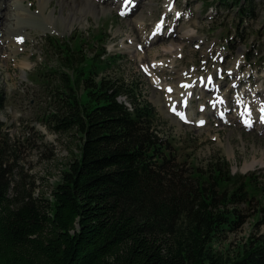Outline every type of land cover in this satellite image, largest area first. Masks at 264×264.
<instances>
[{"label": "trees", "instance_id": "16d2710c", "mask_svg": "<svg viewBox=\"0 0 264 264\" xmlns=\"http://www.w3.org/2000/svg\"><path fill=\"white\" fill-rule=\"evenodd\" d=\"M254 2L219 0L243 14ZM103 36L89 51L47 37L56 64L35 74L48 101L41 120L77 148L48 195L35 192L21 163L22 147L43 142L23 132L11 140L0 123V264H264L258 225L228 241L262 193L261 180L231 172L219 157L187 169L159 137L140 92L102 74L110 56Z\"/></svg>", "mask_w": 264, "mask_h": 264}, {"label": "rangeland", "instance_id": "374dc122", "mask_svg": "<svg viewBox=\"0 0 264 264\" xmlns=\"http://www.w3.org/2000/svg\"><path fill=\"white\" fill-rule=\"evenodd\" d=\"M165 2L166 0H143L136 4L137 8L130 15H124L125 17L117 14L116 7H111L96 16L88 14L83 24H75L68 29L62 23L57 0L48 1L43 12L48 14L52 10L56 16L55 20L47 17L49 29L44 24L47 31L30 30V37H24V50H20L13 60L3 59V53L0 52V103L4 105V108L0 109L1 127L8 132L11 140L19 139L23 132L31 134L35 144L43 142L44 146L41 148L31 144L22 147L21 154L24 159L21 163L24 170L33 175L35 185L38 186L35 192L39 189V192L43 190L44 194L48 195L51 183L58 178L61 167L70 158L71 150L76 151L77 148L71 136L54 133L41 120L42 109L45 110L48 101L43 89L35 83V74L41 67L48 69L50 65L56 64L53 63L54 58L50 60L53 51L47 42V36L68 38L70 44L79 42L82 49L89 51L88 43L95 42V35L102 30V46L106 54L110 55L107 61L102 63V66L107 63L108 67L102 74L122 79L132 85L137 93L140 92L138 98L148 102L155 113L153 122L159 137L179 161L185 162L187 169L201 167L211 158L219 157L229 162L231 172L250 173L254 178L261 180L262 193L256 194L249 216L239 229L228 235V241L243 240L257 231V225L258 230L264 233V209L260 210L261 206H264V159L262 162L260 160L264 150V135L253 127L246 130L239 120H236V124L233 123V120L229 119L230 115L227 123H220L208 109L206 114L202 113L208 118V123L202 127L195 126L193 120L190 123L180 122L167 110V104L164 103L167 93L163 87L175 82L180 88L179 82L186 80L193 83L197 74H204L212 65L217 64V61L210 58V52L224 46L226 59L223 65L234 69L233 75L229 71V77L220 81L222 87L231 81L224 88L229 90L230 85L235 83L239 76L242 78L241 86L235 85V90H245V99L261 98L264 95V0H255L251 11L243 5L244 14L232 3L227 6L215 4L212 0H175V11L168 13L164 18V21H168L165 31L162 34L158 32V35L155 33L154 39L150 37V29L155 21L162 17ZM207 2L211 3L206 5ZM24 3L28 6L31 4L33 10H38L39 0H24ZM176 9L182 13L180 20L176 19ZM63 13H66V9ZM137 16L143 17L139 25L134 23ZM170 24H173L172 31ZM187 28L192 29L195 35L182 37V31ZM171 42L175 45L180 43V49L174 47L164 51L163 46ZM137 43L143 45L141 51L136 49ZM195 44L197 48L194 47ZM148 47L150 49L145 55L144 50ZM155 50L157 53L153 54ZM115 53L117 54L111 55ZM22 59L28 63L23 67L18 63ZM158 60L163 61L165 66L155 71V79L149 66L155 65ZM41 63L44 64L40 65ZM140 63L147 67L150 75L140 69ZM255 69L258 70L257 73ZM248 72H251V77H247ZM177 76H181L179 81ZM152 80H156V83ZM249 86L254 88L253 93L247 92ZM197 88L195 99L185 106L191 113H195L193 119L200 114L196 111L197 103L210 96L207 91L199 95ZM255 89L259 92L255 93ZM240 94L237 97L242 98ZM120 100L129 103L126 96H120ZM245 164H249V168L244 169ZM258 209L260 214H256ZM227 244L226 241L216 244V247Z\"/></svg>", "mask_w": 264, "mask_h": 264}, {"label": "bare ground", "instance_id": "6f19581e", "mask_svg": "<svg viewBox=\"0 0 264 264\" xmlns=\"http://www.w3.org/2000/svg\"><path fill=\"white\" fill-rule=\"evenodd\" d=\"M48 1L50 0H39L38 10L36 9L33 10L31 7L32 5L31 4L29 6L25 5L24 0H10V1L0 0V52L3 53V55L1 56L3 59L7 61L13 60V58L17 56L20 50L21 51L24 50L23 43L25 42V38L30 37L29 35L30 30L38 29L40 31H47V29L45 28V25L49 29V27L47 26L49 21H46V20H48V18L55 20L56 16H55V12L52 10L51 12L49 11L48 14H45L43 12V9H45L46 5L48 4ZM57 3L59 5L62 23H64V25L68 29L75 24H79V23L83 24V22L87 19L86 16L88 14H94V16H96L99 13L106 12L111 7H114V8L116 7L117 9L121 10V0H57ZM65 9H66V13H63V10ZM142 18L138 17L136 20L134 19L135 20L134 23L136 25L141 24ZM158 32L159 31H157L156 29L155 33H157V35H158ZM193 35H195V33L192 29L187 28L182 31V37L188 38ZM20 36H22L21 37L22 42H20L21 41ZM180 45H181L180 43L179 45H175L174 42H171V43L164 45L163 50L166 51L174 47L175 48L178 47L180 49ZM149 49L150 48L148 47L147 49L144 50L145 55L148 54ZM155 53H157V50H155L153 54ZM18 63H20L22 67L28 64L25 59H22ZM151 63H154V62H151ZM164 66H165L164 62L160 60L156 61L155 65L149 66V70L152 73V76L155 77V79H157L155 71L158 68H162ZM177 77H178L177 81H179L181 79V76H177ZM152 81L156 83V80H152ZM179 83L181 84L180 88L174 82V84H171L173 86L172 92L165 95L164 103L167 104V107L169 103H171V100L177 99V98L179 99V95L181 93H187V95L190 97L191 94L195 92V88H197L200 84L198 82L191 84L186 81H180ZM159 84H161V82H159ZM199 88H200L198 91L199 95L203 94L205 90H203L202 87H199ZM223 93L227 94L226 91ZM236 98H239V97L236 96ZM261 101L264 102V95H262L261 98L256 97L255 100L252 101V110H254L255 108L258 109L260 107ZM180 104L186 106L185 104H182V103ZM238 107L239 105L236 106V109ZM250 113H251V110H250ZM229 119L233 120V123L235 124L237 123L236 114L234 113L231 114ZM206 124L207 123H205L204 125ZM246 126H249L248 123H246ZM252 127L254 130H259L260 133L264 135L263 127H258V124L256 123H254ZM262 154L263 156L260 158L261 162L264 159V150L262 151ZM243 168L244 169L249 168V164H245Z\"/></svg>", "mask_w": 264, "mask_h": 264}, {"label": "snow or ice", "instance_id": "6c2138e0", "mask_svg": "<svg viewBox=\"0 0 264 264\" xmlns=\"http://www.w3.org/2000/svg\"><path fill=\"white\" fill-rule=\"evenodd\" d=\"M130 2H131V0H125V6H127V4ZM124 14H125L124 12H121V15H124ZM162 24H163V21H161V24L157 26V31L160 30V28L162 27ZM20 42H22V38H21ZM169 91H171V89H169ZM245 111L250 116V112H248L247 108L245 109ZM261 111L264 112V109H261ZM181 118L183 119L184 117L181 115ZM262 119H264V117H262ZM201 123H203V121ZM246 123H248V125L250 126V121H247Z\"/></svg>", "mask_w": 264, "mask_h": 264}]
</instances>
